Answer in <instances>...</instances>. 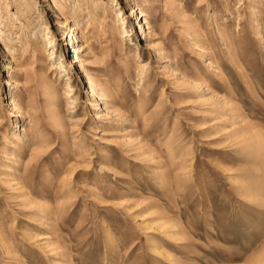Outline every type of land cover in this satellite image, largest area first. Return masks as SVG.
Returning <instances> with one entry per match:
<instances>
[{"label": "rangeland", "instance_id": "1", "mask_svg": "<svg viewBox=\"0 0 264 264\" xmlns=\"http://www.w3.org/2000/svg\"><path fill=\"white\" fill-rule=\"evenodd\" d=\"M0 264H264V0H0Z\"/></svg>", "mask_w": 264, "mask_h": 264}, {"label": "bare ground", "instance_id": "2", "mask_svg": "<svg viewBox=\"0 0 264 264\" xmlns=\"http://www.w3.org/2000/svg\"><path fill=\"white\" fill-rule=\"evenodd\" d=\"M73 32H75V31L73 30ZM74 36H76L75 33L71 36V40H72V39H75ZM77 36H78V35H77ZM246 124H247V123H246ZM244 128H245L246 130H248V129L251 130V129H250V125H248V124H247V126H245ZM244 128H243V129H244ZM241 129H242V128H241ZM23 130H24V129H23ZM246 130H245V131H246ZM249 130H248V131H249ZM240 131H241V130H240ZM243 131H244V130H243ZM245 131H244V132H245ZM248 148H249V147H248Z\"/></svg>", "mask_w": 264, "mask_h": 264}]
</instances>
